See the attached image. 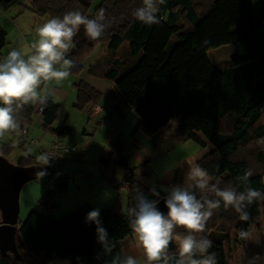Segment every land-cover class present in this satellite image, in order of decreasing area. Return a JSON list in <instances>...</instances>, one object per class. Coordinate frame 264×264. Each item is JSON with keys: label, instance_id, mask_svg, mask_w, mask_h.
I'll use <instances>...</instances> for the list:
<instances>
[{"label": "trees", "instance_id": "16d2710c", "mask_svg": "<svg viewBox=\"0 0 264 264\" xmlns=\"http://www.w3.org/2000/svg\"><path fill=\"white\" fill-rule=\"evenodd\" d=\"M16 1L0 0V5ZM27 1L26 9L38 17H62L78 10L94 18L104 9L106 17L114 20L98 41H90L81 27L74 38L76 46L67 57L76 65L71 74L81 73L83 60L98 45H106L113 55L108 54L105 68L93 65L88 71L113 82L121 98L139 117L144 133L153 136L166 131L170 127L168 121L174 118L177 125L172 136L183 142L193 141L201 148L212 146L207 153L175 169L173 184L182 183L185 172L195 161L212 176V183L219 181L221 188L231 185L237 192L247 187L264 191V145L257 143L264 137V0H166L157 14L159 23L150 26L136 21L132 15L141 0H100L92 12V0ZM5 36L0 27V52L6 45ZM223 48H229L231 54L227 62L218 66L212 62L210 52ZM74 87L75 106L80 110L89 104L96 105L101 98V93L90 84L80 81ZM58 112L59 105L51 96L46 106L25 105L17 114L20 125L17 132L32 122L34 113H39L44 131L58 140L66 138L71 128L65 123L53 127ZM10 148L4 145L0 154L6 157ZM110 149L108 158L100 156V164L107 170L111 164L127 168L118 152L112 146ZM57 161L46 167L52 184L39 200L43 212L33 210L18 223L16 246L22 261L10 253L0 254H8L15 264H31V259L39 260V264H49L54 259L71 264H106L111 255L124 254L123 246L131 241L133 233L129 217L121 212L118 202L99 210L85 203L61 218L53 216V208L59 207L55 196L66 192L75 177L57 171L54 166ZM18 165H37V160L28 156ZM249 170L253 175L242 184L238 177ZM82 174L89 177L86 172ZM116 181L113 177L108 179ZM125 183L131 200L134 188L149 199L154 198L150 194L152 188L137 184L132 171L126 175ZM115 185L120 187L118 183ZM155 190L162 197L165 195ZM93 210L99 212L101 226L116 244L109 256L102 254L96 225L85 222L86 214ZM240 223L233 209L226 211L222 206L208 221L205 235L213 242L209 251L216 254L218 264L219 250ZM171 250L175 251L174 245ZM7 260L11 263L10 258Z\"/></svg>", "mask_w": 264, "mask_h": 264}, {"label": "rangeland", "instance_id": "374dc122", "mask_svg": "<svg viewBox=\"0 0 264 264\" xmlns=\"http://www.w3.org/2000/svg\"><path fill=\"white\" fill-rule=\"evenodd\" d=\"M20 3L24 6L28 5L27 0H17L11 4L12 7L3 6L0 8V26L6 34L7 42L0 52V60L9 51L22 49L13 39L17 30H21L22 35L31 45L38 38L36 29L48 20V18L38 17L30 13V9H24L27 11L23 12ZM99 3L100 0H92L90 12ZM16 7L22 9L21 14L14 13L20 11V9L15 10ZM121 49L117 52L118 56ZM108 54L110 57L113 55L106 50V45H98L83 60L81 73L78 75L71 74L59 84L53 82L51 85L54 91V95L51 97L59 105L58 118L53 127H59L65 123L72 130L68 137L58 140L51 132L44 131L41 127L40 114L34 113L32 122L24 125L26 130L24 137L21 138L18 132L14 131L0 138V150L4 145L11 146L5 158L13 165H18L23 158L28 159V156L36 159L47 151L52 143L60 142L68 149L76 148L70 154L69 159L61 157L54 164L57 171L65 173L69 177L75 176L74 180L70 181L68 190L62 194H57L54 198L55 203L59 206L52 210L55 218H61L85 203L99 210L105 205H113L118 202L121 212L126 214L125 210L135 205V201L129 198L127 183H125V177L130 171L133 172L137 184H141L145 188H155L165 193L164 189L174 185L172 175L175 169L183 167L200 154L207 153L212 149L211 145L208 148H201L193 141H180L172 136V132L167 141L163 139L165 131L157 132L148 138L140 134L135 135L134 127L138 120L136 114L132 110L126 114L120 109L122 112L120 115L114 114V101L105 95L107 92L106 81L97 79L88 71L93 65L99 69L105 68V59L108 58ZM230 54L229 48H223L210 52V58L214 64L222 66L223 62L228 61ZM80 81L87 84H95L99 81L102 83L99 90L103 94L98 101V106L102 109L100 113L90 116L85 111L86 106L83 110L75 106L77 104V90L74 84ZM43 87L44 85L41 86V88ZM115 143H119L120 147ZM111 146L120 155L121 162H126L127 168L119 169L111 164L110 169L107 170L100 164V156L104 158L109 156ZM136 146L147 155L142 161H139L135 156ZM38 167L39 172H43L44 175L37 176L21 187L18 223L23 222L31 211L35 210L42 213L44 210V207L39 204V200L52 182L46 170L47 165ZM82 172L88 173L89 177L81 176L83 175ZM146 173L149 176H146ZM112 177L117 181L108 182V179ZM117 183L120 185L119 188L115 185ZM261 192L264 193V191ZM247 211L249 212V220L247 222L241 221L240 225L228 236L225 246L218 253L221 264H250V261L251 264H264V201L254 202ZM241 229L250 231L254 241L240 240L238 231ZM235 242L240 243L233 248ZM123 253L136 256L143 264L142 251L135 241L134 234L131 241L123 246ZM8 258L11 259V263L7 262ZM254 258L256 259L254 260ZM62 261L64 260L54 259L49 264H62ZM30 263L39 264V260L32 261L31 259ZM0 264H15V262L8 254L6 256L0 254Z\"/></svg>", "mask_w": 264, "mask_h": 264}, {"label": "clouds", "instance_id": "9594fccd", "mask_svg": "<svg viewBox=\"0 0 264 264\" xmlns=\"http://www.w3.org/2000/svg\"><path fill=\"white\" fill-rule=\"evenodd\" d=\"M164 3L166 0H141V5L132 15L142 24H157V14ZM113 22L106 17L104 9H100L94 18L78 10L69 11L39 26L36 29L38 38L30 46L13 49L0 60V138L19 130L17 114L25 105L39 103L46 106L49 97L54 95L52 83L59 84L71 75V69L76 65L67 57L76 46L74 38L81 27L90 41H98ZM168 124L170 127L163 137L165 141L177 121L173 118ZM257 143L264 145V137ZM49 156L46 153L39 155L36 166L48 165ZM36 175L41 177L44 173L37 172ZM251 175L253 172L249 170L238 179L246 184ZM212 179L206 169L193 161L182 183L164 189L163 197L155 188L150 189L153 199L139 188L132 189L135 205L125 211L135 241L142 251L143 264H218L216 254L209 251L213 242L205 235L208 221L222 206L226 211L233 209L240 221L247 222L248 207L256 201H264V193L251 187L241 192L231 185L221 188L219 181L212 183ZM161 199L167 208L166 214L157 207ZM98 217L97 210L90 211L85 222L96 225L102 254L109 256L116 244L109 239ZM238 237L243 241H254L248 230H239ZM173 245L175 251L171 250ZM62 264L70 262L64 260ZM106 264H141V261L133 255L115 254Z\"/></svg>", "mask_w": 264, "mask_h": 264}, {"label": "water", "instance_id": "95a60500", "mask_svg": "<svg viewBox=\"0 0 264 264\" xmlns=\"http://www.w3.org/2000/svg\"><path fill=\"white\" fill-rule=\"evenodd\" d=\"M37 172L39 167L36 165H13L0 154V252L12 254L18 261H22L16 246V232L19 229V193L23 184L37 177ZM157 207L167 213L163 199Z\"/></svg>", "mask_w": 264, "mask_h": 264}, {"label": "crops", "instance_id": "0c3cea01", "mask_svg": "<svg viewBox=\"0 0 264 264\" xmlns=\"http://www.w3.org/2000/svg\"><path fill=\"white\" fill-rule=\"evenodd\" d=\"M20 6H21V8L24 10V9H26V6H23L21 3L19 4ZM3 6H8V7H12L13 5H11V4H9V5H0V8L1 7H3ZM20 9V7H16L15 8V10H19ZM22 9H20V11L19 12H14V13H19V14H21L22 12ZM27 10H24L23 12H26ZM30 13H32L31 11H30ZM33 14V13H32ZM4 15H5V13H4ZM35 21V20H34ZM40 21V20H39ZM1 27V26H0ZM2 28V27H1ZM3 30V29H2ZM13 39L15 40V42L20 46V48H23L24 46H30V43H28L27 42V40H26V38L22 35V32H21V30H17L15 33H14V36H13ZM6 44H7V42H6ZM97 79H99V80H104V82L106 81V85H105V87H106V89H107V92H105V95L107 96V97H109V98H111L113 101H114V106H113V113L114 114H121L122 112L121 111H123V113H129L132 109L124 102V100L121 98V96H120V94L117 92V90L115 89V87H114V84H113V82L112 81H110V80H107V79H104V78H102V77H99V76H95ZM92 87H94L97 91H99L100 93H101V97H102V92L99 90L100 89V86L102 85V83H100V81L98 82V83H95V84H90ZM90 105H92V104H89V105H87V106H90ZM97 106H98V103L96 104ZM99 107V106H98ZM100 109H101V107H99ZM121 111H120V110ZM102 110V109H101ZM133 111V110H132ZM134 112V111H133ZM135 113V112H134ZM137 116V115H136ZM137 118H138V120H137V122H136V124H135V127H134V130H135V135L136 134H140V135H143L144 137L146 136L147 138L148 137H152V136H149V135H147L146 133H144V131L141 129V127H140V119H139V117L137 116ZM119 139H121V138H119ZM136 145V144H135ZM136 148H137V151L135 152V156H136V158L139 160V161H142V160H144L146 157H147V155H146V153H143L142 151H141V149H139L137 146H136ZM110 150V149H109ZM110 154H111V151H110ZM106 158H108V156H106ZM238 243H240V242H235L234 244H233V248H235L236 246H237V244ZM226 244V243H225ZM225 246V245H224ZM223 246V247H224ZM223 247L220 249V250H222L223 249ZM232 248V249H233ZM219 250V251H220ZM219 258H220V256H219ZM229 259H230V263H231V256H230V254H229ZM7 262L9 263L10 261L9 260H7ZM220 264H221V259H220Z\"/></svg>", "mask_w": 264, "mask_h": 264}, {"label": "built area", "instance_id": "2783aa9c", "mask_svg": "<svg viewBox=\"0 0 264 264\" xmlns=\"http://www.w3.org/2000/svg\"><path fill=\"white\" fill-rule=\"evenodd\" d=\"M85 111L90 115L93 116L95 113H100L101 109L97 105H90L86 106ZM20 137H24L26 134V130L23 129L20 132H18ZM76 148L73 147L71 149L66 148L65 146L59 144V143H52L50 148L43 152V154H48L49 156V162H55L61 157H67L68 159L70 158V154L75 151Z\"/></svg>", "mask_w": 264, "mask_h": 264}]
</instances>
